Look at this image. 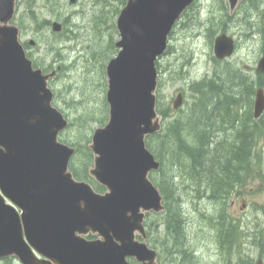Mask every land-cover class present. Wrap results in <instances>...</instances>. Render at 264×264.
<instances>
[{"label": "water", "instance_id": "water-1", "mask_svg": "<svg viewBox=\"0 0 264 264\" xmlns=\"http://www.w3.org/2000/svg\"><path fill=\"white\" fill-rule=\"evenodd\" d=\"M16 1L0 0V259L133 264L132 258L157 264L158 253L148 246L144 227L146 213L164 210L162 195L149 178L160 162L145 144L147 136L161 129L156 61L194 0H126L117 16V53L105 67L108 120L94 130L88 144L93 154L89 174L104 192L77 180L69 169L75 148L58 139L68 120L52 104L48 86L56 71L43 73L27 57L13 23ZM238 2L227 0L230 13ZM61 28L57 20L51 22L53 32ZM235 46L234 38L222 32L214 38L213 54L226 59ZM255 70L264 74V34ZM182 100L177 93L173 108ZM263 111L260 86L253 117ZM254 264L264 262L258 258Z\"/></svg>", "mask_w": 264, "mask_h": 264}, {"label": "trees", "instance_id": "trees-1", "mask_svg": "<svg viewBox=\"0 0 264 264\" xmlns=\"http://www.w3.org/2000/svg\"><path fill=\"white\" fill-rule=\"evenodd\" d=\"M41 1L42 4H38V6L52 13L54 12L52 8L56 6L59 10L67 3L66 0ZM125 1L92 0L93 7L96 8L91 11L81 1L67 15L62 16L60 12L61 14L55 16L62 23V30L58 33L49 30L50 20L41 17L30 3L27 6V11L31 19L36 20L38 30L48 29L50 32L49 38H44V33L41 32V35L36 39L37 44L41 40L44 47V58H49L46 63L43 60L42 70L49 72L50 68L54 66L57 69L56 76L63 73L65 78L70 76V72L76 71L78 75L76 79L79 78V72L84 82L91 80L90 73L93 70L90 68L93 65L99 68L101 74H104L105 63L117 52L114 46L117 30L113 19L118 15ZM194 5L195 0L183 12L175 27L185 16H188ZM227 13L226 0H218V5L208 12L205 22L206 24L208 22L209 27L226 15L225 24L219 30L225 32L230 26L237 24L246 32L250 29L249 23L252 22V18L256 17L257 30L261 35L264 33V0H240L235 10L229 15ZM218 14L219 16H217ZM85 15H87V24L84 28L89 30V33L83 38L82 23H74L71 20L75 17V20L78 18L80 22L84 20ZM198 17L197 10L190 13V19L196 21ZM107 27L109 29L108 37L104 38L103 30ZM217 30L212 31L211 37L208 36L209 41H212ZM92 34L93 41L88 38ZM76 45L80 47L78 59L77 56L70 55ZM169 51L170 45L168 44L166 53ZM32 60L34 67H38V60L36 58ZM213 61L215 66L213 74L190 84L189 88L193 99L188 104L186 112L182 110L176 112L170 105H163L158 96L156 110L162 116V128L159 132L146 137V146L160 162L159 169L151 172L149 177L159 189L165 206L162 212L155 214L163 215L161 222L164 224V237L168 235L166 236L168 239L161 243L165 252H168L169 256L165 257L170 264L196 263L190 253L192 249L186 245L185 220L180 214L181 200L175 190L172 177L165 174L166 168L177 169L182 175L197 181L198 186L204 188L203 182L206 181L207 189L211 190L208 192L209 198L220 200L229 191L231 192L234 186L240 185L244 178L253 171L256 163L254 157L257 153L254 143L258 136H264L263 119L253 117L255 90L260 86L264 88V74L255 72L254 78L234 64H226L219 68L221 60L213 58ZM157 63L158 61L156 65ZM217 70H225V72L217 73ZM58 94L57 92L55 95L56 99ZM54 99L53 104L56 106L57 102ZM102 105L105 108V114L103 113L101 117L80 113L81 115L78 117L68 120L67 128L76 127L75 139L59 138L60 141L75 147V153L69 163L74 177L90 182L97 191H103L104 187L96 183L89 175V169L93 163V155L88 148L92 128H86V121L88 119L96 120L95 122L99 125H103L108 118L105 98L102 100ZM173 111H175L173 117L168 116ZM233 130L236 134L235 139L232 135ZM155 172L159 173L158 177H155ZM221 203L224 206L223 201ZM220 213L224 217V222L218 221L219 229L216 228V223L213 224L216 230L214 233L218 239L221 237L219 239L222 245L221 252L227 253L228 264H233L231 257L234 255L235 264H253L251 259L243 255L244 250L242 249L246 240H250L249 236L246 237L240 228L234 227L238 222L227 214L225 206ZM210 222L212 220L209 217L208 223ZM259 236H262L264 240V234L259 232ZM14 260L13 257H6L0 259V264H14ZM162 261L163 256L159 254L158 264ZM133 263L137 264L134 261Z\"/></svg>", "mask_w": 264, "mask_h": 264}, {"label": "rangeland", "instance_id": "rangeland-1", "mask_svg": "<svg viewBox=\"0 0 264 264\" xmlns=\"http://www.w3.org/2000/svg\"><path fill=\"white\" fill-rule=\"evenodd\" d=\"M81 1L90 11L96 8L93 7L92 0H77L73 5H70L66 0L67 3L63 8L60 7L58 10L55 6L52 8L54 10L52 13L38 6V4H42L41 0H17V10L13 22L19 28L18 38L20 42L24 44L28 57L38 60L39 68L42 69L44 62L46 63L49 58H44V47L41 44V40L37 44L36 39L41 35V32L44 33V38H49L50 32L48 29L38 30L36 20L33 18L31 19L28 14L27 6L32 3L31 5L40 13L41 17L50 20L51 25V22L54 20L61 23V21L55 17L57 14L59 15L61 14L60 12H62V16L67 15L72 12L71 9ZM217 5L218 0H195V5L188 16H185L184 19L174 27L168 37L170 51L163 54L157 60L158 63L156 66L158 67V76L155 90L156 99L159 96L163 105H170L172 108V101L176 94L181 92L183 94V100L180 109L176 110V112L180 110L186 112L188 104L193 99L189 88L190 84L203 77L211 76L215 69L213 61V58H215L213 54V40L217 34L222 32L219 28L225 24L226 15H223L216 24L210 25L209 27L205 19L208 12ZM196 10L199 17L195 21V19H190V13ZM227 14L229 15V10ZM117 16L113 19L114 23L116 22ZM217 16H219V14ZM256 19V17L252 18V22L249 23L250 29L246 32L237 24L230 26L225 31L235 39L236 50L230 57L223 61L221 60L219 68H222L223 65L226 64H234L255 78V67L261 56L263 43V34L261 35L257 30L258 26ZM71 21L74 23H82L81 30L83 38L89 33V30L84 28L87 24V15H85L84 20L80 22L78 19L75 20V17ZM214 29L218 30L212 41H209L208 36L211 37ZM49 30L51 31L50 26ZM108 31V27L103 30L104 38L108 37ZM115 37L117 39L118 35L116 34ZM88 38L93 41V34L88 36ZM30 39L35 41L34 45L28 44ZM70 55H72V57L77 56L76 58L78 59L80 57V47L76 45L74 51L72 50L70 52ZM105 66L103 68L104 74H101L99 68L93 65V67L90 68L93 70L90 73L91 80L87 82H84L79 72V78L76 79L78 77L76 71L70 72V76L67 78H65V74L60 73L58 77L55 76L50 79L49 86L54 92V98L56 93H59L57 99H54L57 102L56 106L59 110L62 109L61 112L66 115L68 120L72 117H78L81 114H89L90 116L95 115L96 117H101L103 113L105 114V108L102 105V100L105 98L107 88ZM53 68L55 69L56 67L52 66L50 70ZM221 71L225 72V70H217L216 72L221 73ZM174 112L175 111L170 112L168 116L173 117ZM260 117L264 121V112ZM167 119L169 120L170 117ZM95 121L96 120L91 121V119L86 121V128H92L91 132H93L96 127L100 126ZM75 130L76 127L67 128L60 134V137H67L69 140L75 139ZM232 135L235 139L236 134L234 130ZM254 147L257 153L256 157H254L256 163L253 171L244 178L240 185L234 186L232 191H229V193L220 200L209 198L208 192L211 190L207 189L206 181L203 182L205 189L202 186H198L197 181L182 175L177 169L172 170L169 167L166 168L165 174L172 177L173 183H175V190L181 200V211L180 209L179 211L185 220L186 245L188 248L192 249L193 255L191 256H193V260L196 264H228L227 253L221 252L222 247L215 234V226L208 223L209 217L213 218L215 212H221L224 206L227 214L238 222V224L235 225L233 223L234 227L236 229L240 228L246 237L249 236L250 240H246V244L242 245V249L244 250L243 255L251 259L253 264L259 256L264 262V240L262 236H259V232L264 234L263 135L256 138ZM76 166H78V164H76ZM158 176L159 173L156 174L155 172V177ZM222 201L224 206L221 203ZM162 219L163 215H156L152 212L146 215L145 226L148 231L147 241L149 247L156 249L158 254L163 256V261L160 264H170L165 257L169 256L167 254L168 252H165V248L162 245V243L168 239V237H166L168 235L164 237L165 229L164 224L161 222ZM216 224V228L219 229V222ZM233 257H231V261L233 260L232 263L235 264L236 258L235 256ZM14 264L20 263L15 259Z\"/></svg>", "mask_w": 264, "mask_h": 264}, {"label": "bare ground", "instance_id": "bare-ground-1", "mask_svg": "<svg viewBox=\"0 0 264 264\" xmlns=\"http://www.w3.org/2000/svg\"><path fill=\"white\" fill-rule=\"evenodd\" d=\"M63 8V7H62ZM62 13V12H61ZM63 15V14H62ZM65 15V14H64ZM72 19V18H71ZM78 19V18H77ZM69 25V24H68ZM67 25V26H68ZM45 26V25H44ZM77 27V26H76ZM70 28V27H69ZM67 29V28H66ZM222 33V32H221ZM80 37V36H79ZM74 38V37H73ZM76 39H77V37H76ZM79 39V38H78ZM74 40V39H73ZM72 40V41H73ZM207 187V186H206ZM209 194V193H208ZM184 200V199H183ZM211 220H212V222H210V223H212L211 225H213L214 223H218V221H223L224 222V217L222 216V214L220 213V212H218V211H216L215 212V216L213 217V218H211ZM188 221V220H187ZM209 221V220H208ZM209 223V224H210ZM221 238V237H220ZM219 238V239H220ZM248 241V240H247ZM219 242H220V240H219ZM246 243V242H245ZM225 244V243H224ZM228 244V243H227ZM226 244V245H227ZM222 246V245H221ZM225 246V245H224ZM224 249V248H223ZM226 249V248H225ZM228 249V248H227ZM227 251V250H226ZM234 251V250H233ZM190 253H192V255H193V252L191 251ZM235 253V252H234ZM238 254V253H237ZM236 254V255H237ZM235 256V255H234ZM243 256V255H242ZM256 257V256H255ZM234 258V257H233ZM259 258H260V256H259ZM232 259V258H231ZM238 260V259H237Z\"/></svg>", "mask_w": 264, "mask_h": 264}, {"label": "flooded vegetation", "instance_id": "flooded-vegetation-1", "mask_svg": "<svg viewBox=\"0 0 264 264\" xmlns=\"http://www.w3.org/2000/svg\"><path fill=\"white\" fill-rule=\"evenodd\" d=\"M145 228H146V233H147V235H148L147 227L145 226ZM88 238L91 239V238H94V236L90 234V235H88Z\"/></svg>", "mask_w": 264, "mask_h": 264}]
</instances>
